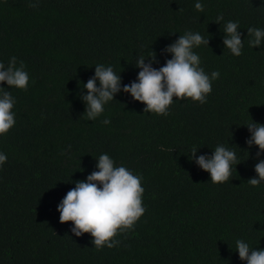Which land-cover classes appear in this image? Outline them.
<instances>
[{
	"label": "trees",
	"instance_id": "obj_1",
	"mask_svg": "<svg viewBox=\"0 0 264 264\" xmlns=\"http://www.w3.org/2000/svg\"><path fill=\"white\" fill-rule=\"evenodd\" d=\"M194 2L0 0V61L15 56L30 77L26 90L11 89L16 123L0 136V264H244L236 239L264 248V182L247 181L258 158L244 126L264 124V45L247 43L248 27L264 28V0H202L203 11ZM227 20L239 22L240 56L223 48ZM186 30L208 39L194 51L206 72L220 73L205 103L173 97L164 116L117 93L87 119L79 93L94 65L128 83L138 55L153 51L159 67L169 58L161 50ZM221 143L241 162L214 184L189 152ZM101 153L143 177L145 212L118 245L97 249L59 221L56 205Z\"/></svg>",
	"mask_w": 264,
	"mask_h": 264
},
{
	"label": "clouds",
	"instance_id": "obj_2",
	"mask_svg": "<svg viewBox=\"0 0 264 264\" xmlns=\"http://www.w3.org/2000/svg\"><path fill=\"white\" fill-rule=\"evenodd\" d=\"M193 6L197 11H203L202 0H195ZM223 20V14H219L215 22L219 24ZM239 30L238 21L227 20L223 24V48L234 56H240L244 48V37ZM247 34L249 47L264 45V28L250 26ZM201 44L208 45V39L199 32L186 30L161 50V54L169 58L159 67L153 66L158 63L153 51L148 56L138 55L134 64L138 69L136 76L125 84L121 82L120 72L114 71L111 65H94L93 75L82 83L79 93L84 103V115L89 120L97 118L117 93H126L134 101L142 102L143 112L164 116L169 113L173 97L205 103L212 91V81L220 73L218 70L208 73L202 67L200 56L194 51ZM29 80L23 61L17 63L15 56L7 63L0 61V136L16 123L13 111L16 98L11 89L26 90ZM102 123L108 124L109 120L105 118ZM244 126L249 133L245 143L249 148L256 146L258 159L253 166L256 175L247 179L250 185L256 186L264 182V158H259L264 154V124L250 119ZM197 149L190 150L189 159L209 174L211 182H229L233 168L241 162L237 152L223 143L217 144L210 154H197ZM6 160L7 154L0 151V166ZM95 160L93 171L83 179L71 182L74 186L59 200L56 210L60 222L71 221L70 230L75 236L89 233L97 249L111 248L119 244L115 236L133 228L145 212L143 177L124 164H116L107 153L99 154ZM235 252L244 264H264V248H253L246 240H235Z\"/></svg>",
	"mask_w": 264,
	"mask_h": 264
}]
</instances>
